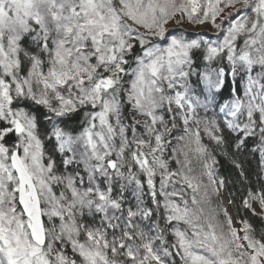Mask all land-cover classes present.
<instances>
[{"label": "snow or ice", "instance_id": "snow-or-ice-1", "mask_svg": "<svg viewBox=\"0 0 264 264\" xmlns=\"http://www.w3.org/2000/svg\"><path fill=\"white\" fill-rule=\"evenodd\" d=\"M178 120L211 184L190 122L264 157V0H0V264H264L247 221L190 206L200 184L163 158Z\"/></svg>", "mask_w": 264, "mask_h": 264}, {"label": "trees", "instance_id": "trees-1", "mask_svg": "<svg viewBox=\"0 0 264 264\" xmlns=\"http://www.w3.org/2000/svg\"><path fill=\"white\" fill-rule=\"evenodd\" d=\"M200 118L215 119V117H212L211 112L205 114L203 111L200 112ZM217 122L222 123L220 120ZM84 126L86 125L80 123L73 125V127L76 128L75 134H79ZM140 132H143V128L140 129ZM182 135H184V133ZM182 135L181 132L178 133L176 129H173L171 136H168V138L166 137V139L171 140V144L166 145L163 158L167 160L170 171H175L180 168L183 169V163L185 161L182 155L173 158L172 148L176 147L180 150L181 147H183L185 151V147L193 141L194 136H191L190 138L186 137L181 143L177 138ZM223 135L225 136V143L220 145L213 141L205 130H201L200 141L207 149L208 154L215 160V163L212 164L214 168L213 173L218 180H223L224 182L223 185L228 194L234 217L241 225H243L241 221H247L251 225L252 235L256 239L264 241V218L260 215H254L252 209L245 208L243 205V201L248 197L249 192L256 194L264 192V157L261 156L258 142L254 143L249 139L245 142L244 146L238 149L236 147L235 134H230L227 129H225ZM185 141H187V145L184 144ZM176 159H179L181 164H177ZM237 164L240 166L237 167ZM155 179L157 189L159 190V175H157ZM54 190L59 192L58 187ZM125 196L128 197L130 203L135 204V198L131 195L130 191L126 192ZM158 199L163 200V198L159 196ZM145 203L154 207V205L150 204V197H145ZM161 212H163V208H161ZM161 224H163L162 220ZM168 238L169 240L174 239L170 233L168 234ZM80 239L82 241L85 239L83 234ZM66 251L71 255L70 247L67 248ZM177 261H179L178 257Z\"/></svg>", "mask_w": 264, "mask_h": 264}, {"label": "rangeland", "instance_id": "rangeland-1", "mask_svg": "<svg viewBox=\"0 0 264 264\" xmlns=\"http://www.w3.org/2000/svg\"><path fill=\"white\" fill-rule=\"evenodd\" d=\"M237 7H239V5H237ZM229 10L230 9H226V11H229ZM219 22L220 21L218 19L217 23H219ZM184 27L186 30H188L189 32H192V33L201 32V33H206L209 37L214 36V30L211 28V24H205V25H201V26L185 25ZM202 120H207V119L202 118ZM177 125L178 126L175 129L178 131V133L181 132V135H182L184 133V125H183L182 121L178 120ZM190 125H191L190 127H191L192 131H196L197 127L199 128V132L201 130H204V124L203 123H201L199 126H197L194 122H190ZM190 137H188V138H190ZM180 142L182 143L183 141H180ZM184 144L187 145V141H185ZM195 148H196L195 137H193V141L185 147L186 150L184 151V149H183V151L187 153V159L190 160V162H191L190 167L192 168V171L189 173L187 168H185V167H183V169L180 168V169L175 170V171H183L186 174H188L190 177H194L195 178L194 182L200 184V190L197 193V199H198V201H201V203L198 206H192V205H190V206L193 208H197V207L203 208V215H202L201 223H203L205 219H211V217L214 215L215 220L213 222L223 225L225 227V230L227 228V225H226V218L224 216L223 210H227L228 215L232 218L233 227H235L237 230L242 229L243 225H241L236 220V218L234 217V215L232 213L230 200H229L228 194L226 192L225 186L224 185H223V187L219 186L220 180H218L214 176V173H213V178L217 181V184H211L210 183L209 178L206 174V170L203 167V162H202L203 158L200 157L199 154L195 152ZM182 158H185V155H182ZM182 158H181V161H182ZM209 163L211 164L212 171L214 172V168H213V165L210 162V160H209ZM177 179H179V178H177ZM173 187H175V189L177 191H179L181 189V187H183L187 193L186 198L190 199L192 192H191V189H188L186 185L182 186L179 183H177L175 185L170 184L169 188L167 190L171 191ZM59 190L60 189L58 187V191ZM171 199L176 201V202H180V199L178 196L172 197ZM251 209L252 210L254 209L255 212L257 213V215H259V213H261V211H262L260 208V205L255 200L252 201V208ZM260 216H262V215H260ZM262 217L264 218V216H262ZM173 223H176V222H173ZM179 226L182 229L186 227L183 223H180ZM239 234L242 236L243 232H240Z\"/></svg>", "mask_w": 264, "mask_h": 264}]
</instances>
